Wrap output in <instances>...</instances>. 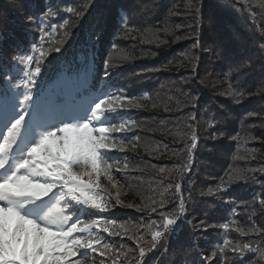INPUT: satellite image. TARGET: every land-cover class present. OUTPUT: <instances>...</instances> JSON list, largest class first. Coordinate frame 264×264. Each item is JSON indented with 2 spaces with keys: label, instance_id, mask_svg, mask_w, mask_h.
<instances>
[{
  "label": "snow or ice",
  "instance_id": "snow-or-ice-1",
  "mask_svg": "<svg viewBox=\"0 0 264 264\" xmlns=\"http://www.w3.org/2000/svg\"><path fill=\"white\" fill-rule=\"evenodd\" d=\"M94 6V2L86 3L83 8L90 12ZM42 8H37L28 17V22L40 32L41 41L55 31L70 35L67 21L59 26L50 23L53 16L59 15V0H48ZM67 11L78 18L86 15L72 7ZM102 26L101 14L93 28L102 31ZM11 38V33L7 36L0 33V57L6 61L0 65L3 85L0 88V264H87L89 251L93 254L91 264H95L97 253L103 258L99 264H106V261L133 264V260L135 264H151L156 252L161 251L159 242L177 228L182 229L185 223H192L185 220L187 201L183 196V179L190 174L192 153L199 145L195 130L190 135V143L185 139V148L181 150L188 154L187 162L176 166L181 180L167 186L161 181L159 189L162 190L155 191L148 203L142 200L140 204H125L111 174L109 161L114 155L110 150L122 146L123 140L116 139L118 134L126 139V133L135 126V121L125 119L127 110L142 105H132L134 98L114 96L106 91H100L84 104V85L70 73L58 76L46 87L50 62L42 65L40 57L47 56L52 50L61 52V48L58 45L53 48L49 41V50H40L30 39L29 47L22 49L19 44L12 45V50L18 54L9 59L3 56V42ZM93 38L98 40L99 35L90 30L87 39ZM36 51H40V57L29 54ZM107 64L105 61L106 67ZM18 65H23V69ZM42 68L45 69L43 74ZM13 69H16L15 74ZM101 95L107 99L99 100ZM191 104L193 108L198 107L199 98L192 97ZM189 119L195 121V114ZM132 147L136 145L132 144ZM164 171L161 169V173ZM260 171L264 173V167ZM102 176L116 190L114 194L100 183ZM229 179L245 183L256 181L255 176L250 177L239 169H234ZM227 191L223 181L216 188L208 189L210 194L223 195ZM253 196L252 206L258 204L264 210V184ZM113 199L115 205L111 203ZM224 202L235 204L232 198ZM116 205L151 214L168 205L173 210L160 211L159 223L150 220L148 224L125 222L117 225L114 219L103 217L81 219L82 216L100 217ZM212 211L205 209V220L197 227L205 230L212 227L206 223ZM101 225L104 226L101 228ZM116 227L120 231H114ZM222 227L227 229L228 225ZM236 231L243 232L241 228ZM100 232L126 236L135 242V248L125 250L123 245L114 247L105 243ZM248 232L257 239L243 244L224 239L223 243L216 244L210 255H203L199 264H237L247 253H258L259 264H264V247H261L264 245V228L253 226ZM147 236L150 239L146 240ZM229 251L232 258L228 257ZM161 255L165 258L160 264H168L166 252Z\"/></svg>",
  "mask_w": 264,
  "mask_h": 264
},
{
  "label": "trees",
  "instance_id": "trees-1",
  "mask_svg": "<svg viewBox=\"0 0 264 264\" xmlns=\"http://www.w3.org/2000/svg\"><path fill=\"white\" fill-rule=\"evenodd\" d=\"M109 0H88V3L94 2V9L101 7V4L106 2L110 12H102L103 16V26L102 31L94 29L93 25L95 24L98 18V14L95 13V18H91V13H89V18L86 24V29H82L80 37H77L78 32V23L81 18H78L75 14L68 20V32L70 35L64 36L62 32L55 31L53 32V38L55 41L52 43V47L59 46L61 52H56L54 50L49 51V54L45 56V59H51L55 56H59L60 53L65 51L73 43L78 41H85L87 39L89 31H96L99 35L111 36V46L106 51V56L102 55L103 48H96L91 51L88 55V61L92 62L94 59L101 60L102 63L100 67L107 73H114L116 68L123 66V62L126 59L130 58V54L136 52H142L148 47L155 48L159 44L167 45L171 47L172 41L177 36L182 38L190 37V41L193 42V45L187 49L185 56H182V62L178 59L177 63L173 68H180L178 73H182L189 69V64L192 62L193 55L199 56L201 60L203 73L212 72L217 81L216 83L225 82L224 73L232 71L233 66L230 69H225L219 71V69L213 68L215 61L226 68L230 63V53L226 49L227 39L231 40L228 34L231 32L230 25L236 26L235 20L231 21V16L235 18L238 16V12L242 6H247L251 8L250 4L246 0H112V3L108 4ZM2 0H0V17H5V19H13L14 24L11 25L13 29H16V32H21L20 24L24 21H27L25 17L26 12L21 8V1L19 5L10 6V8L2 7ZM17 2V1H16ZM14 2V3H16ZM84 4H82L83 6ZM72 8L77 9V6L73 4ZM80 8V7H79ZM92 8V9H93ZM78 9V11L82 10ZM199 9V14L197 13ZM264 9V6H263ZM246 10V9H245ZM261 10V14L264 17V10ZM247 11V10H246ZM246 11L242 10L240 15L243 16ZM89 12V11H88ZM248 13V11H247ZM25 14V15H24ZM107 18V19H105ZM230 21H228V19ZM0 19V23L2 24ZM109 23V24H108ZM4 24V22H3ZM261 29H263L262 34V43H264V25L261 22L259 24ZM179 26V27H177ZM3 29V28H2ZM0 33L3 34L1 30ZM15 34V33H14ZM104 37V36H103ZM177 40V39H176ZM256 40V37H254ZM166 42L165 44L163 42ZM109 42V43H110ZM115 45V47H113ZM248 49L249 43H246ZM262 46V45H261ZM83 44L81 42L77 43L73 51L78 54L82 52L81 48ZM259 49V47H258ZM49 48L46 49V51ZM87 53V51H85ZM228 57V58H227ZM261 63L256 65V69L262 74L261 77L257 78L256 81H260L258 85H254V88L244 89L240 93L245 98H258L257 101H264V56L259 54ZM105 61H108L107 67ZM213 62V63H212ZM134 69L130 71L129 75L122 76L120 78L121 82L126 80H131L134 75L146 74L147 72L142 67V60L138 58L137 61L132 62ZM136 65V66H134ZM211 66V67H210ZM134 72V73H133ZM250 73H247V76ZM230 74H228L229 77ZM235 80V79H234ZM234 80H230V83H233ZM212 86L208 84L207 87ZM216 94V91H213ZM239 93V94H240ZM147 100L148 97H142L141 100ZM151 102L153 97L150 96ZM193 113H189L186 116L178 118L179 127L181 133L190 140L191 133L195 130L201 131L206 136H210L208 131L202 130L203 122H201L200 117L202 115H195V121L189 119ZM261 115V113H259ZM186 129L189 132H186ZM214 136V135H213ZM260 142V146H257L252 151L248 152L245 165H241V171H244L245 174L256 177L257 182H262L264 184V173H261L257 169L258 163H264L260 159L264 155V133L259 134L254 137ZM259 155L257 157L255 155ZM252 158V159H250ZM234 169H238L237 167ZM248 170H254L249 172ZM229 170L221 179H229ZM254 215L258 218L257 228H262L264 223V210L259 208L257 212H254ZM255 225L252 221L244 222L243 225ZM262 247V245H261ZM255 264H259V254H256Z\"/></svg>",
  "mask_w": 264,
  "mask_h": 264
},
{
  "label": "rangeland",
  "instance_id": "rangeland-1",
  "mask_svg": "<svg viewBox=\"0 0 264 264\" xmlns=\"http://www.w3.org/2000/svg\"><path fill=\"white\" fill-rule=\"evenodd\" d=\"M247 3L250 4L251 8H253V10L258 12V15H262L260 12V7L264 6V0H246ZM216 81V80H215ZM215 89H221V90H227V86L224 84V82L221 83H216L214 85Z\"/></svg>",
  "mask_w": 264,
  "mask_h": 264
},
{
  "label": "bare ground",
  "instance_id": "bare-ground-1",
  "mask_svg": "<svg viewBox=\"0 0 264 264\" xmlns=\"http://www.w3.org/2000/svg\"><path fill=\"white\" fill-rule=\"evenodd\" d=\"M105 4H106V2L103 3V4H101V6L104 8L105 7ZM232 66H233V62L230 60V64L226 68L222 67V65L219 64V63H218V66H217V63L216 62L214 63V67L213 68L225 70V69H230Z\"/></svg>",
  "mask_w": 264,
  "mask_h": 264
}]
</instances>
